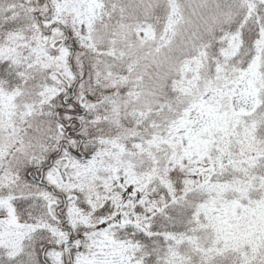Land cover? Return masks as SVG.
I'll return each instance as SVG.
<instances>
[{"label": "snow or ice", "instance_id": "6c2138e0", "mask_svg": "<svg viewBox=\"0 0 264 264\" xmlns=\"http://www.w3.org/2000/svg\"><path fill=\"white\" fill-rule=\"evenodd\" d=\"M0 264H264V0H0Z\"/></svg>", "mask_w": 264, "mask_h": 264}]
</instances>
